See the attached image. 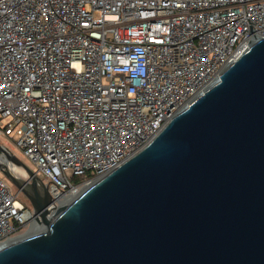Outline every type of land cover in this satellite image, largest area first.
<instances>
[{"label":"built area","instance_id":"obj_1","mask_svg":"<svg viewBox=\"0 0 264 264\" xmlns=\"http://www.w3.org/2000/svg\"><path fill=\"white\" fill-rule=\"evenodd\" d=\"M262 35L264 0H0L2 143L34 165L56 210ZM32 220L0 174V247Z\"/></svg>","mask_w":264,"mask_h":264},{"label":"water","instance_id":"obj_2","mask_svg":"<svg viewBox=\"0 0 264 264\" xmlns=\"http://www.w3.org/2000/svg\"><path fill=\"white\" fill-rule=\"evenodd\" d=\"M33 234L0 264H264V35L140 150L62 207L0 142Z\"/></svg>","mask_w":264,"mask_h":264},{"label":"bare ground","instance_id":"obj_3","mask_svg":"<svg viewBox=\"0 0 264 264\" xmlns=\"http://www.w3.org/2000/svg\"><path fill=\"white\" fill-rule=\"evenodd\" d=\"M1 160V159H0ZM6 166H7V168L10 170V172L11 173H13L14 175H17V176H19V177H22V178H24V179H26V176L24 175V174H22L21 172H20V169L16 166V165H14L13 163H11V162H7L6 163ZM71 200V198L69 199H67L66 197H64L63 199H60V207H62L63 205H65L67 202H69ZM59 207V206H58ZM59 207V208H60ZM33 232H35V230L33 231L32 230V227H30L29 229H28V231L27 232H25V233H23V234H21V235H18V236H16V237H13L10 241H7L6 243H13V242H17V241H19V240H25V239H28L32 234H33Z\"/></svg>","mask_w":264,"mask_h":264},{"label":"rangeland","instance_id":"obj_4","mask_svg":"<svg viewBox=\"0 0 264 264\" xmlns=\"http://www.w3.org/2000/svg\"><path fill=\"white\" fill-rule=\"evenodd\" d=\"M4 141V137L0 135V142ZM14 153L22 160L24 161V163H26L30 168H34V165L25 157H23L21 155V153L16 149L14 150ZM1 174V173H0ZM6 179V178H5ZM7 180V179H6ZM8 185L12 191L13 194H16V198L19 202H21L22 204H24L25 206L31 207L30 206V202L28 200V198L20 191H18L17 187L11 183L9 180H7Z\"/></svg>","mask_w":264,"mask_h":264}]
</instances>
